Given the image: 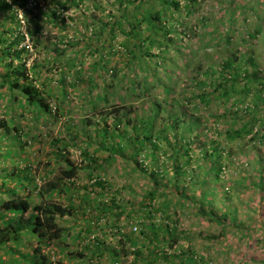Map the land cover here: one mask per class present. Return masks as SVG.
<instances>
[{
  "label": "trees",
  "instance_id": "obj_1",
  "mask_svg": "<svg viewBox=\"0 0 264 264\" xmlns=\"http://www.w3.org/2000/svg\"><path fill=\"white\" fill-rule=\"evenodd\" d=\"M84 1L0 0V102L3 106L0 105V135L6 140L5 145L23 149L27 160L12 163L5 159L10 164L0 168V249L8 258L7 264L16 259L27 260L28 264H63L69 258L73 259L72 264L93 260L83 251L76 255L70 252L69 246L79 243V236L73 237L59 223V219L75 215L71 197L80 199L82 209L95 212V216L81 224L80 232L86 231L89 235L97 227L106 236L108 227L116 231L112 233L118 237L115 246L95 237L97 250H102L97 253L98 259L104 255L109 257V260L102 258L107 260L105 264L208 262L202 246L196 251L179 242L184 232L178 229L182 215L178 207L183 206L217 228L216 232H207L201 237L207 243L205 249L211 243L220 242L227 233L252 241V232L239 221L236 208L234 212L231 207L234 197L251 190L258 197V215L264 217V73L257 69V60L250 54L229 52L218 63L208 59L204 63L199 59L202 40H212L216 45L225 43V47L231 44V31L223 36H214V32L220 28L223 13L232 8L222 7L221 17L202 16L198 28L189 34L184 27L181 31L184 36L180 38L177 28L185 26L182 15L191 14L196 0H186L188 4L183 9L177 0H116L118 9L132 7L134 11L129 14L123 11L113 22L106 17L95 18L97 32L109 33L100 46L92 44L85 31L46 43L44 40L52 26L60 31L68 26L63 13L69 6L79 7ZM92 3L97 12L102 11ZM234 12L230 11L225 19L229 29L236 22ZM84 25L95 37L92 24L84 22ZM203 28L207 30L205 36ZM116 29L125 35L120 56L130 66V74L119 75L115 66L109 69L110 57L118 55L119 50L114 45ZM260 31L259 26L253 32ZM248 36L254 37V34L248 33ZM186 40L191 41L189 45ZM41 47L53 54L51 63H59L56 69L48 67L42 71ZM192 48H195V58L190 55ZM90 55L96 58L84 63V57ZM70 69L72 80L86 78L85 82L92 85L96 76H109L108 86L121 90L119 98L123 105L112 107L98 121L84 122L81 128L84 135L90 138L86 128L94 127V133L100 137L98 142L89 139L84 145L77 144L78 127H69L66 135L70 139L49 133L50 151L46 152L49 158L36 162L35 174L29 148L39 140L35 134L38 127H34L29 137L30 132L19 121L25 112L32 114L37 123L48 118L51 108L45 95L50 96V91L66 93V73ZM103 96L108 102L107 93ZM140 97L144 99L137 107L126 103V99ZM214 102L220 106L216 110L211 109ZM59 110L57 106L53 116ZM112 114L113 119L109 121ZM214 125L222 127L212 132ZM22 135L27 139L22 141ZM96 142L97 147L90 150ZM44 145L41 139L38 149ZM70 146H78L85 165L78 166L70 159ZM161 155H165L164 160ZM235 155L243 167L238 161L234 163ZM129 161L133 162L131 168ZM114 164L127 172L134 170L146 175L153 189L140 200L135 197L120 200L119 191L107 188V180L100 176ZM81 169L87 170L89 186L84 187L82 195H77L75 191L80 188L74 180ZM56 170L58 174L50 179ZM231 173L235 177L228 182L230 186H225ZM38 178L43 179L41 183ZM219 181L224 191L217 195L213 184ZM95 190L100 193L97 195ZM62 193L69 194L67 205L56 200ZM159 197L163 200L156 203ZM106 215L115 218L110 222ZM173 217L176 219L172 220ZM261 217L254 226L258 222L264 230ZM155 218L161 222L157 223ZM23 236L35 240L31 254L21 253L17 246ZM68 237L74 238L73 244L65 241ZM66 255L70 257L64 259ZM250 258L264 264V257Z\"/></svg>",
  "mask_w": 264,
  "mask_h": 264
},
{
  "label": "rangeland",
  "instance_id": "obj_2",
  "mask_svg": "<svg viewBox=\"0 0 264 264\" xmlns=\"http://www.w3.org/2000/svg\"><path fill=\"white\" fill-rule=\"evenodd\" d=\"M177 1L179 2L182 9L188 4L186 0ZM92 2H95L99 7H101L102 11L97 12L96 9L92 7ZM189 5H191V3H189ZM222 7H229L230 9H232L223 13V17H221L220 11ZM125 8L126 7H124L123 9H118L116 0H85L84 2H81V5L79 7L69 6V10L63 13L64 17H67L68 26H66L65 29L61 31L52 26L47 32L48 35L46 34V40L44 41L46 43H51L50 41H56V39L58 38H61V40L64 39L63 37H65V35L70 38L72 34H78L79 31H85V33L87 32L88 36L92 39L91 43L96 46H100V44L103 43L104 38L109 35V33L104 32L103 34H100L97 32L98 30L95 28L97 26L95 24V18H97L98 16L106 17L113 22L116 17L120 16L123 13V11L127 12L128 14L134 11L132 7H127L126 9ZM189 9L190 8L186 10ZM232 10L235 11L234 13L236 16V22L233 25L232 29H229L227 27L228 23L225 19L228 16L229 12ZM202 16H206L208 18H216L217 16L221 17L222 23H220V28L218 29V31L214 32V36H223L231 31V33L229 34L231 36V44L228 47H225V43L216 45L213 44L214 41L212 40L210 42L202 40L199 50V59H201V62L207 63L206 59H208L209 62L214 61L215 63H218L229 52H234L237 54H250L253 55L257 60V69L261 70L264 73V0H196L194 4V10L191 12V14L186 15L185 13H183L182 17L184 18L185 26L179 25L178 28L176 27L178 36H180V38L184 36V34H181V31L182 29L184 30V27L186 28V32L191 34L193 30L198 28L197 25H199V19ZM84 22H86L87 24H92V29L94 30V34L96 35L95 37L94 35H92L91 29L86 30ZM259 26L261 27L260 33L253 32ZM116 30L117 35L114 40V45L119 50H117L118 55L110 57L109 69H111L112 66H115L116 68H118L119 75H123L125 72L130 74L132 72L130 71V66L126 62L125 58L120 56V51L121 49H123L121 43L125 39V35L119 29ZM248 33H253L254 37H249ZM206 34L207 30L203 28L202 35L205 36ZM81 39L87 40V38L85 37H82ZM190 42L191 41L187 42L186 40L187 45H189ZM42 51V53H40V65L42 66V71H47L48 67L56 69L59 66V63H56L54 65L51 63V57L53 54L51 55V52H47L44 49ZM194 51L195 48H192L190 51L191 58H195ZM94 55L96 57L98 56L97 53ZM95 56L90 55L89 58L84 57V63L93 61L96 58ZM71 71L72 69H70V71L66 73L67 90L64 95L54 91H50L48 93L50 94V96H47V94L45 95V97L53 107L52 110L49 111V116L47 119L37 123L34 121L32 114L25 112L23 114L24 118L19 121L24 124V130L30 132L31 135L29 134V137L33 135V133L31 132L34 130V127H38L37 132L35 133L36 135H39L38 142L41 139H43V142H45V145L41 150L38 149V142H34L29 148L31 159H34L32 170L35 174L37 160L43 159V161H45L47 159L46 156L48 155L46 152L50 151L49 145L47 144L48 139L50 138L49 133L53 137H67V139H70L69 136L66 135L69 127H78L76 128L79 136L78 139H76L77 144H83L89 139L92 142H98L100 141V137H97L94 133V127L87 126L86 128V132L91 135L90 138H87L84 135V132H82L81 129L84 126V122L98 121V119L101 118V115H105V113L109 112L112 107L123 105L121 104L119 98V93L121 90L108 86V81H110L109 76H96L94 78L95 85H92L91 82H85L86 78H82L78 82L76 80H72ZM56 75L57 74H55L54 77H56ZM123 91H125L124 88L122 89V92ZM112 92L115 93L113 94ZM105 93H107L108 95V102L107 99H105L103 96V94ZM98 95L100 96L99 99L96 98ZM161 97V94L158 95L159 99ZM143 99V97H140L139 99L133 98V100L131 101L126 99V103H129L130 105L132 104L137 107L141 105L140 102ZM91 101L94 102L93 105L91 104ZM0 105L3 108L1 102ZM54 106L60 107L57 117L53 116ZM219 107L220 106L215 102L211 105V109L213 110H216ZM0 113H2V110H0ZM113 116L114 114L109 116V121L113 119ZM110 125H112V123ZM214 127L215 128L211 130L212 132L222 126L217 127L214 125ZM21 138L22 141H24L23 138L27 139V136L22 135ZM15 139L16 138H14V141L12 142H15ZM5 141L6 140L2 137V135H0V143L4 145L1 150L2 158L0 157V168L8 166V164H10L9 162H4L5 159L11 160L12 163L19 161V163H26L27 160H24L25 158L23 157L26 152H23V149L17 150L18 147H14L10 144L5 145ZM97 142L96 144L94 143L93 146L89 149L91 150L94 147L96 148ZM69 149L71 151L70 159L74 161V163H76L78 166L79 164L85 165L84 162L81 161V152L80 149H78V146H70ZM164 156L165 155H161V159L164 160ZM235 157L236 160H234V163L238 161L241 167H243L241 161L238 160L239 158H237V155H235ZM138 158L141 159L142 157ZM132 165L133 162L129 161L128 166L131 168ZM160 168L164 167L160 166ZM56 171L57 172L54 173L55 175L58 174V170ZM86 171V169L79 170L78 175L74 181L77 183H83L82 185H84V180H87ZM240 172L242 174V170ZM54 174H52L51 176H53ZM100 176L103 178L105 177V179L107 180V188H112L113 190L119 191L117 196H119L120 200L122 199V201H129L133 197H135L137 200H140L146 196L147 192L153 189L152 183L148 180V177L146 175H141L138 171L134 170L127 172L122 167L118 168L116 164L108 168L107 172L104 175ZM233 177H235L234 173H231L227 176L225 186H230L228 182ZM220 178L223 179L222 174H220ZM213 185L217 195L224 191L220 181L217 183L215 182ZM75 193H77V195L79 194V192L76 191ZM61 195L57 198V202H61L65 205V202L63 201L64 198H62ZM66 195L68 196L69 194L67 193ZM67 200L68 198H66V202L68 204ZM162 200L163 198L159 197V200L156 199V203L157 201ZM232 202L234 203V205L233 207L230 206L231 210L234 207L236 208V212L235 208L234 212L237 215L239 221H241L245 225V227L252 232V241H247L246 238L240 240L237 239L235 235L227 233L224 239H222L220 242L218 241L217 243L209 244V248L207 249H205L207 247V243H204L201 237L207 232H216L217 228L205 218L196 215V213L194 212L187 211L186 207H178V210L182 213V215L178 219V229L179 231L184 232L183 237L180 238L179 242L183 244L184 247H193L196 251H200L201 246L204 248L203 254L205 255L208 262H199L198 264H262L260 261L257 262L256 260L250 258L254 257L255 259L261 260V258L264 257V230L260 229L261 224L258 222L256 226H254V223L257 221V219L261 217L260 215H258V197L251 190H249L246 194L242 193V195H240V197L238 198L234 197ZM217 204L218 203H215V205ZM79 205L80 199L78 197H75V203L73 204V206L74 208H76V210H79V212L77 213L79 215H72L66 217L65 219H59L60 225L66 229H69L70 234H74L78 230L77 226L81 223H78L77 220L81 219L80 215L86 216V214L82 212V208L79 207ZM170 207L173 208V205H171ZM172 208L170 210L171 212ZM158 214L160 213H157L156 215ZM105 218L109 219V221L111 222V220H114L115 216L106 215ZM251 218L253 220H251ZM261 218L262 225L264 226V217ZM174 219L176 218L173 217L172 220ZM122 220L125 221L124 219ZM139 220H141V218L137 221ZM155 220H157V223L161 222L159 218H155ZM105 237L107 242L110 243L109 245L115 246L114 241L118 240V237L114 235L103 236L104 240ZM84 241L85 240H83L82 242ZM78 242L80 244L81 240H79ZM17 243L15 244H17L21 253L31 254V247L35 245V240H28L27 236H23L21 241H17ZM67 256L68 255L64 256L63 258L67 259ZM245 260L247 261L245 262ZM7 261L8 258L6 257L4 250L0 249V264H7ZM26 262L27 260L21 261L20 259H16L12 261V264H28ZM66 262L67 261L64 260L63 264H66Z\"/></svg>",
  "mask_w": 264,
  "mask_h": 264
},
{
  "label": "crops",
  "instance_id": "obj_3",
  "mask_svg": "<svg viewBox=\"0 0 264 264\" xmlns=\"http://www.w3.org/2000/svg\"><path fill=\"white\" fill-rule=\"evenodd\" d=\"M69 183L70 182H68V181L66 182L67 186L69 185ZM75 183H76V187H79L80 188V190L78 192L81 193V195L84 193V187L89 186V182H87V180H84V185H82L83 183H77V182H75ZM95 191L97 192V195L100 193L99 190H95ZM93 193L94 192H92L91 194H93ZM61 197L64 198L63 201L65 202V205H66L67 204V202H66L67 196L66 195H61ZM71 199H72L71 200L72 204H74L75 203V198L74 197H71ZM96 204L98 205L97 202H96ZM84 206L86 207L87 204H84ZM127 211H129V210H127ZM74 212H75V215H79V214H77L79 212L78 209L77 210L75 209ZM82 212H84L86 214V216H81L80 215L81 219L80 220L78 219L77 222L78 223H81V224L83 222H86L87 218L89 219V218L95 216V212H93L92 210L82 209ZM102 222H105V219H102ZM124 222L125 221L122 220V223H124ZM81 224H79L77 226V229L78 230L74 234H72L75 237L79 236V238H77V240L78 241L81 240V242H80V244L79 243H76L73 246H69L70 247V252H72L74 255H76V253H80L81 251H83V252H85V254L91 255L90 258H92L93 260H91L89 262L84 261V264H105L107 260L103 261L102 258H104V259L107 258L109 260V257H107V256L104 255L101 259H98L97 253L100 252V251H102V250L101 249L97 250V245L95 244V238H94V237H97V233H98V236L100 237V239H102L103 236H104L102 234L103 231H101L99 233V232H97V231H99V229L97 227H94V230L92 229L93 232L90 231L91 233L89 235H87L86 234V231H84L83 233L80 232L81 231L80 230ZM107 231H108L107 234H105L106 236H112V233L116 232L115 230H112L111 227H108L107 228ZM78 232H80V234H78ZM122 232H123V230H122ZM115 234H117V233H115ZM86 237H90V238H86ZM83 240H85V241L82 242ZM65 241L69 245H71V242H72V244L74 243V238L71 237V239L69 240V237H68ZM105 241L107 242L106 237H105ZM69 257H70V255L67 256V258H69ZM128 258L130 259V255H128ZM72 263H73V259H70V258L67 259L66 264H72Z\"/></svg>",
  "mask_w": 264,
  "mask_h": 264
},
{
  "label": "clouds",
  "instance_id": "obj_4",
  "mask_svg": "<svg viewBox=\"0 0 264 264\" xmlns=\"http://www.w3.org/2000/svg\"><path fill=\"white\" fill-rule=\"evenodd\" d=\"M66 90H67V89H66ZM47 101H48V100H47ZM48 102H49V101H48ZM49 107H50L51 110H52L53 107H52V104H51L50 102H49ZM56 109H57V106H54V113L56 112ZM59 109H60V107H59ZM54 113H53V114H54ZM57 115H58V114H57ZM57 115L54 116V117H57ZM34 121L37 122L36 119H34ZM39 122H40V121H39ZM39 122H38V123H39ZM51 155H53V154H51ZM50 157H52V156H50ZM47 158H49V156H48ZM46 160H47V159H46ZM46 160H45V161H46ZM37 161H43V159H38ZM43 162H44V161H43ZM44 167H45V166H44ZM54 176H55V174H54L53 176L50 175L49 178L52 179V178H54ZM37 180H38V183H41V181H42L43 179L38 178ZM62 194H63V195H66L67 193H66V194L62 193ZM66 196H67V195H66ZM62 198H63V197H62ZM67 198H68V196H67ZM56 200L58 201V199H56ZM67 217H68V216H67ZM88 238H90V237H88Z\"/></svg>",
  "mask_w": 264,
  "mask_h": 264
},
{
  "label": "built area",
  "instance_id": "obj_5",
  "mask_svg": "<svg viewBox=\"0 0 264 264\" xmlns=\"http://www.w3.org/2000/svg\"><path fill=\"white\" fill-rule=\"evenodd\" d=\"M134 230L136 229V227L133 228Z\"/></svg>",
  "mask_w": 264,
  "mask_h": 264
}]
</instances>
